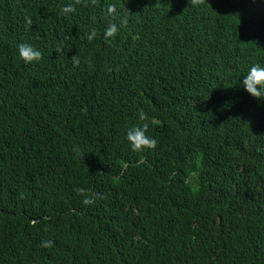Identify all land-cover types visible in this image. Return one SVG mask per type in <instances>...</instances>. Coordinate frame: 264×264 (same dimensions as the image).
Segmentation results:
<instances>
[{"label": "trees", "instance_id": "1", "mask_svg": "<svg viewBox=\"0 0 264 264\" xmlns=\"http://www.w3.org/2000/svg\"><path fill=\"white\" fill-rule=\"evenodd\" d=\"M254 63L264 0H0V264H264Z\"/></svg>", "mask_w": 264, "mask_h": 264}, {"label": "clouds", "instance_id": "2", "mask_svg": "<svg viewBox=\"0 0 264 264\" xmlns=\"http://www.w3.org/2000/svg\"><path fill=\"white\" fill-rule=\"evenodd\" d=\"M75 6L72 4L64 5L61 12L65 15L69 13H75ZM109 14L114 12V6H109ZM127 23V19L121 20V26ZM119 31L116 24H109L103 33L105 39L114 38ZM86 39L91 42L95 36V29L90 30L86 34ZM64 42L61 41L60 44L56 45L55 51L57 53L63 51ZM17 54L19 58L25 63L30 64L33 62H38L42 58V53L39 49L35 48L29 43L21 42L17 45ZM73 65L76 66L80 63L79 59L73 58ZM240 87L248 93L251 97L256 99L264 100V64L254 63L248 69L246 74L240 80ZM139 121L142 123L138 125H133L126 130L125 136L129 143V146L133 152H143L145 150H154L157 146V140L155 137L148 134L149 124L144 122L146 120L144 115L138 117ZM79 193H83V189L77 190ZM95 194L86 196L82 203L84 205H91L94 203ZM51 241L42 242V247H50Z\"/></svg>", "mask_w": 264, "mask_h": 264}]
</instances>
